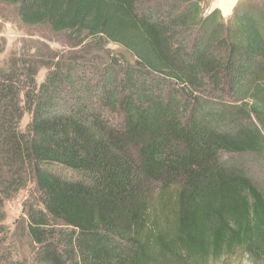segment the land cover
<instances>
[{"label": "trees", "instance_id": "trees-1", "mask_svg": "<svg viewBox=\"0 0 264 264\" xmlns=\"http://www.w3.org/2000/svg\"><path fill=\"white\" fill-rule=\"evenodd\" d=\"M202 2L0 0L67 45L0 63V264H264V0Z\"/></svg>", "mask_w": 264, "mask_h": 264}, {"label": "rangeland", "instance_id": "rangeland-1", "mask_svg": "<svg viewBox=\"0 0 264 264\" xmlns=\"http://www.w3.org/2000/svg\"><path fill=\"white\" fill-rule=\"evenodd\" d=\"M206 10L210 8V0H203ZM65 37L62 34L50 32L46 26H27L20 22L14 9L11 6L0 4V46L3 51L0 53V63L5 62L11 51H16L22 46L30 47L33 44L39 46H48L54 51H62L67 48L64 44ZM110 51L121 53V50L115 45H108ZM46 73L45 68H40L37 81H41ZM29 120V114L24 113L21 120V128L24 130ZM170 188V187H169ZM168 191L173 192L170 188ZM32 189L21 190L14 197L8 199L4 203L5 219L3 225L7 228L10 240L9 247L14 250V255L23 261L27 257L28 244L23 235L22 224L18 223L24 205L31 199ZM154 199L157 200L158 194L152 191ZM151 195V193H150ZM152 196V195H151ZM172 196H175L172 193ZM175 198V197H174ZM211 264H262L260 261L251 259L248 256L235 252L232 255H222L221 257L211 260Z\"/></svg>", "mask_w": 264, "mask_h": 264}, {"label": "crops", "instance_id": "crops-1", "mask_svg": "<svg viewBox=\"0 0 264 264\" xmlns=\"http://www.w3.org/2000/svg\"><path fill=\"white\" fill-rule=\"evenodd\" d=\"M237 0H210V8L218 9L223 17H228L231 14L232 8Z\"/></svg>", "mask_w": 264, "mask_h": 264}]
</instances>
